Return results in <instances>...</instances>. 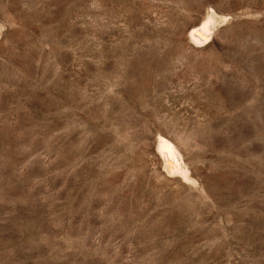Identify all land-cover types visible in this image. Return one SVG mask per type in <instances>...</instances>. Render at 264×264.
<instances>
[{"label":"rangeland","instance_id":"1","mask_svg":"<svg viewBox=\"0 0 264 264\" xmlns=\"http://www.w3.org/2000/svg\"><path fill=\"white\" fill-rule=\"evenodd\" d=\"M0 26V264H264V0H0Z\"/></svg>","mask_w":264,"mask_h":264},{"label":"bare ground","instance_id":"2","mask_svg":"<svg viewBox=\"0 0 264 264\" xmlns=\"http://www.w3.org/2000/svg\"><path fill=\"white\" fill-rule=\"evenodd\" d=\"M212 10L211 12H213ZM216 16L217 14L214 13L208 14L207 17L198 26H195L191 29L189 33V37L192 43L200 47V45H203L204 43L209 41L211 34H213L212 31L215 30L214 28L217 22L219 21L218 20L219 16H217L218 18ZM0 31L2 30L0 29ZM158 149L165 160L166 168L169 171V173H172V175L179 173L181 174L182 177L188 178V167L186 166L187 163L186 164L184 163L181 154L182 152H180V150L178 149L176 144H174V142L160 135L158 141Z\"/></svg>","mask_w":264,"mask_h":264}]
</instances>
